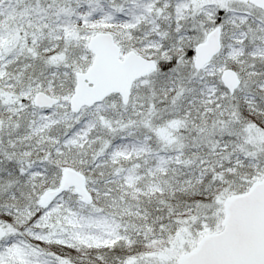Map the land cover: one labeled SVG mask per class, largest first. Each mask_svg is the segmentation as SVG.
<instances>
[{"label": "snow or ice", "instance_id": "snow-or-ice-1", "mask_svg": "<svg viewBox=\"0 0 264 264\" xmlns=\"http://www.w3.org/2000/svg\"><path fill=\"white\" fill-rule=\"evenodd\" d=\"M0 264H264V0H0Z\"/></svg>", "mask_w": 264, "mask_h": 264}]
</instances>
